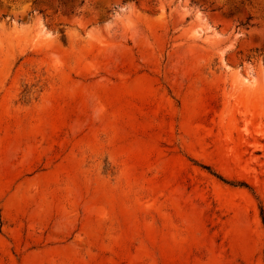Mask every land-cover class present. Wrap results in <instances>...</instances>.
<instances>
[{"label": "rangeland", "instance_id": "obj_1", "mask_svg": "<svg viewBox=\"0 0 264 264\" xmlns=\"http://www.w3.org/2000/svg\"><path fill=\"white\" fill-rule=\"evenodd\" d=\"M262 209L264 0H0V264H264Z\"/></svg>", "mask_w": 264, "mask_h": 264}, {"label": "trees", "instance_id": "obj_2", "mask_svg": "<svg viewBox=\"0 0 264 264\" xmlns=\"http://www.w3.org/2000/svg\"><path fill=\"white\" fill-rule=\"evenodd\" d=\"M208 169H209V168H208ZM216 175H217V177L220 178L222 181H224V182H226V183H229L228 180L224 179L222 176H220V175H218V174H216ZM241 185H246V184L241 183ZM263 214H264V212H263V209H262V215H263ZM263 220H264V216H263Z\"/></svg>", "mask_w": 264, "mask_h": 264}, {"label": "bare ground", "instance_id": "obj_3", "mask_svg": "<svg viewBox=\"0 0 264 264\" xmlns=\"http://www.w3.org/2000/svg\"><path fill=\"white\" fill-rule=\"evenodd\" d=\"M109 218H110V217L108 216V217H107V220H108ZM109 220H110V219H109ZM89 230L92 231L91 229H89Z\"/></svg>", "mask_w": 264, "mask_h": 264}]
</instances>
